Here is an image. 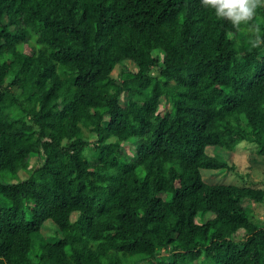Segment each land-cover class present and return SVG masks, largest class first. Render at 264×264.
Returning a JSON list of instances; mask_svg holds the SVG:
<instances>
[{
  "label": "trees",
  "instance_id": "16d2710c",
  "mask_svg": "<svg viewBox=\"0 0 264 264\" xmlns=\"http://www.w3.org/2000/svg\"><path fill=\"white\" fill-rule=\"evenodd\" d=\"M255 34L264 5L235 28L201 0H0V264H264V188L202 174L235 169L209 146L264 156Z\"/></svg>",
  "mask_w": 264,
  "mask_h": 264
},
{
  "label": "rangeland",
  "instance_id": "374dc122",
  "mask_svg": "<svg viewBox=\"0 0 264 264\" xmlns=\"http://www.w3.org/2000/svg\"><path fill=\"white\" fill-rule=\"evenodd\" d=\"M162 56V54H161ZM137 64L130 59H126L122 62L120 66H118L114 70V74L118 75L123 69L127 71H133L137 69ZM122 97V103L125 102L126 99V93L121 96ZM170 105L165 103V100H162V104L160 109L165 111L166 109H169ZM96 137H91V141L95 140ZM135 146L133 144V141L130 140L123 143V151L130 156L134 153ZM259 146L254 142H239L235 148H233L230 151L223 152L217 149H215L213 146H209L207 149V152L211 155L218 154L221 157H226V159L229 162V165H234V170H222V171H216L211 170L208 171V169H202V174H204V178L209 182H217V181H225L234 183L237 185H251L253 187H260L264 188V157L260 156L258 153ZM40 162L39 157H32L30 159V168H33L34 166L38 165ZM29 171H26L25 169H22L19 171V177L22 179L28 177ZM4 180H14V177L12 176V173L6 172L3 174ZM172 194L170 193V196ZM164 198H166V195H163ZM1 201H4L6 204L8 202L6 200H3V198L0 197ZM244 205L249 207V213L254 217L255 220H262L264 221V201L263 202H256L254 200H250L245 198L244 199ZM213 214L210 212L205 213L204 215H200L198 217V220L205 221L208 218H211ZM76 218V214H74L73 219ZM46 225L50 223V220H47L44 222ZM48 230L50 227L47 228ZM49 235H60L57 234L56 230L53 229L52 231L48 232ZM237 238H242L239 233H237ZM145 264V263H144ZM192 264H202L201 261L193 262Z\"/></svg>",
  "mask_w": 264,
  "mask_h": 264
},
{
  "label": "clouds",
  "instance_id": "9594fccd",
  "mask_svg": "<svg viewBox=\"0 0 264 264\" xmlns=\"http://www.w3.org/2000/svg\"><path fill=\"white\" fill-rule=\"evenodd\" d=\"M201 3L214 10L217 18L228 21L233 27L239 28L242 24H247L252 20L257 7L264 5V0H201ZM252 44L253 46L264 44V37L255 34ZM259 155L264 157L260 153Z\"/></svg>",
  "mask_w": 264,
  "mask_h": 264
}]
</instances>
